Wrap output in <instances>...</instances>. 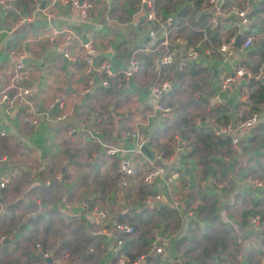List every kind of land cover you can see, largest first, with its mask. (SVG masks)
<instances>
[{
    "label": "crops",
    "instance_id": "crops-1",
    "mask_svg": "<svg viewBox=\"0 0 264 264\" xmlns=\"http://www.w3.org/2000/svg\"><path fill=\"white\" fill-rule=\"evenodd\" d=\"M40 1L38 0L35 7L21 13L22 20L18 21L17 18L14 22L10 18H5L6 12L2 11L0 7V90L8 84V77L4 73V69L14 61V56L10 54V50L13 48L22 50L25 53V59L29 60L24 63L27 70L24 84L30 88V105L40 112L36 124L30 125L24 121L28 116V108L16 110L11 115L12 110L7 112L0 104V132H3L1 136L8 137L10 140L9 155L15 156V159L20 158L17 162L12 163L8 157L6 159L3 156L5 159L0 162V170L11 168L16 169V172H18L19 169H23L29 174L32 184L37 182L39 184L40 180L36 174L38 169L43 168V174L51 179L50 181L44 177L43 184L45 186L49 185L50 182L58 184V187L51 192L52 196L57 198L54 201L46 202L44 197L40 199L35 194L26 195L24 204L29 206L26 211L27 216H33L35 212L45 213L47 210L51 215L63 221L74 215L83 220L88 229H91L90 224L95 223L98 230L95 228L92 233L100 236V262L98 264H114L115 259L112 262L115 255L112 250L114 238H111L113 232L103 228V221L98 219L96 212L101 211L99 206L104 208L108 203L111 208L109 215L116 220L115 217L122 213L125 208H132L129 205L125 207V203L135 200V190L141 186V169L155 165L161 169L164 177L157 178L154 185H151L152 189L157 186V190L166 195L168 191L166 193L164 191L166 186H164L163 178L168 180L169 186L166 189H170L169 192L180 198L181 206L179 208L173 207L170 203L171 198L166 195L164 202L157 201L151 207L157 203H165L176 209L182 220V224L176 228H164L165 225L160 223L159 227L153 230V240L157 236L156 243L158 245L172 254L184 257V244L186 242L180 237L190 234L188 230L190 226L196 225L198 233L210 226L208 223V210L211 207L206 204V201L201 202L196 196V189L199 187L204 190L205 194L215 198L212 211L214 210L217 221L221 222L225 230L226 242H229L226 247H216L211 254L210 261L219 264H248L245 257L250 249H252L251 251H262L258 256H255L261 260L264 257V234H261L264 223H260L261 217L258 213L248 217L245 216L244 212L254 207V203L261 198L262 190L248 188L246 184L241 182L243 177L254 176V174L247 173L248 164H253L252 159L249 160L251 155L255 152L264 156V151L260 149L261 138L257 131L236 146L230 145L229 142L230 152L224 157L216 156V160L228 168L225 175H221L217 171L218 167L210 163L211 171L208 170L209 175L204 179H200V173L204 170V167L199 163L197 153L187 152L188 149L184 150L180 147L179 142L175 139L177 134L184 138L179 130H175L173 133V140L169 147L170 152L166 156L160 155V158L153 160L152 164L142 160L139 155L133 152H123L134 149L135 146L131 138L121 135L122 130H131L130 128L138 127L140 135L145 137V144L149 147L145 133L148 134L154 127L162 125L158 112L151 114V112L147 113L146 111L148 106L152 108L154 105V98L150 96L149 91L145 92L149 89L147 84H138L141 88L139 92L129 89L124 84L121 89L123 92L128 93L129 98H132H130L131 106L129 103L114 106V102H110L112 105H108L107 109L113 114V117L109 120L111 124L105 119L100 122L99 128H96L93 125L92 115L87 122H76L75 113L78 108L83 104L85 105L86 97L92 94L96 87H100V81L104 80L99 78V74L101 75L103 72L95 73L86 62V57L91 58V63L93 62L94 65L98 62L106 63L112 72L115 71L112 76L120 72L123 73L129 65L131 54H129V57H126V55L121 57L118 56L117 52L115 53V49L120 44H122L121 47L128 48V44L126 42L124 44L125 40L122 37L123 24L129 22L133 16L140 14L141 11L131 7L130 3H127L130 0H94L90 19L88 18L87 24H85L78 20L77 14L70 10L67 3L64 4L59 0H45L41 5ZM117 2H122L123 10L129 14V16H126L127 21L123 23L117 22L115 18H108V16L112 17L111 14L116 13V9L120 6ZM179 7L180 5L175 3L168 14L161 7L154 9L159 14L170 17L169 14L173 15ZM48 12L51 14L46 15ZM48 27L68 28L76 34L70 38H64L63 34H58L52 40H47L43 37V34L46 33ZM141 27L142 22L134 27V32H136L138 38L133 47L139 46L146 40L143 37V28ZM133 34H131V37H133ZM88 35H91L94 40V50L89 53V56L85 54V49L82 47ZM63 52H67L72 59L64 58ZM214 65L217 66L218 73L220 69H218L215 61ZM214 65L212 68H215ZM92 87L93 90L90 93ZM69 88L74 91L71 92L68 90ZM161 96L159 97L160 101ZM125 104L127 106H124ZM134 105L135 108H133ZM245 105L248 106V102ZM212 108L213 115L223 123L231 121L235 112L244 109L237 102L236 97L226 93H220V101L214 104ZM132 109L136 110L131 113L129 118L123 117ZM68 116L72 119V123L84 127L75 128L70 124V120L65 124L64 120ZM136 117L141 118L139 122H137ZM100 127L104 128L105 132H100ZM76 131L86 133L76 136ZM250 141L253 144H250ZM91 142L99 145L98 152L90 149L88 143ZM242 146L247 147L242 149ZM75 147L79 148V152L73 158L70 152ZM149 148L152 152L160 153L157 149ZM107 149H117L119 152L109 155ZM129 155H131L134 163V174L126 177V185L121 187L118 185V177L122 176L118 170V158ZM89 157H92L95 163H99L95 175L96 181L101 180L109 190L105 200L99 199L95 204L90 201L93 196H97L95 192L88 196L87 193L79 190L80 177L78 173L81 170L83 171V162L85 160L89 161ZM112 162L116 163V172L110 167ZM228 164H231V168ZM214 172L215 174L212 176ZM56 175L60 177L56 179ZM21 176L23 175L12 180L20 185L22 184V190H24L27 185L20 180ZM137 176L139 177V183ZM112 179L115 180V184L111 183ZM12 186L13 183L11 182L10 188L0 190H9L12 189ZM17 186L19 185L17 184ZM148 192L146 200L152 194L149 190ZM20 194L18 195L20 196ZM18 195L15 197H18ZM115 195L116 197H114ZM253 200L256 202H253ZM115 201H121L120 205L114 207L113 202ZM210 202L211 200L207 201V203ZM198 205L204 206L202 213L197 212ZM32 212L33 214H31ZM255 215L258 221L252 222ZM190 221L192 222L191 225ZM20 228L21 230L13 232L12 237H7L4 234L0 235V245L7 241L11 243L14 240H20L27 227L22 224ZM178 238L184 243L180 242ZM3 239L4 242H2ZM153 240L149 244L150 247ZM231 242L238 243L235 251L233 249L227 250L228 247H232ZM250 256L252 257V253H250ZM251 257L249 258L250 262L253 260ZM183 261L184 264H199V262L193 260L188 262L185 258Z\"/></svg>",
    "mask_w": 264,
    "mask_h": 264
},
{
    "label": "trees",
    "instance_id": "trees-1",
    "mask_svg": "<svg viewBox=\"0 0 264 264\" xmlns=\"http://www.w3.org/2000/svg\"><path fill=\"white\" fill-rule=\"evenodd\" d=\"M241 1L234 0L236 4H239ZM37 2L38 0H0V7L2 11L6 12L5 18H10L14 22L17 18L19 19L23 11L35 7ZM178 2H180L179 9L173 15L169 14L170 17L168 16L167 29L170 30L172 35L181 36L188 44H195L200 41L203 47L209 49L210 55L209 58L197 59L191 62L171 60L170 62L156 66L155 60L159 56L160 51L159 49L148 51L147 48L154 47V45L150 46L148 44V40L132 48L130 52L131 58L137 61V67L130 77L135 84L149 85L153 81L160 83L167 81L170 83V88L167 92H163L161 101L170 105L169 107L173 113V118H162V125L160 127L156 126L148 134L145 133V136H147L146 141L149 147L159 150L162 156H166L170 152L169 147L173 140V133L175 130H179L187 140V152L197 153L198 161L204 167V170L200 173L201 179L209 175L208 170L211 171L210 163L218 167L217 171L221 175H225L228 172V168L220 164L216 160V156L224 157L230 152L228 138L216 137L209 128L197 127L193 120L197 116L196 112L198 109L205 108L206 114H210L213 112L212 107L214 104H217L211 96V90H208L210 93L209 98L203 96V92L209 87L208 78L209 80L215 78L211 68L218 54L216 47L219 43L225 41L228 36L237 31L239 25H231V21H234L231 14L228 16H218L214 20H211L212 14L211 10L208 9L206 0H152L154 8L161 7L166 14ZM117 3L120 6H118V13L115 19L117 22H120L125 11L122 10L124 8V6H121L122 2ZM127 3H135L134 8L140 6L138 0H130ZM249 15L251 20L253 17L254 19L246 26L247 30L242 35L260 34L261 30L264 29V0L258 2L251 9ZM50 29L51 27H48L47 31ZM251 43L252 49L247 52V66L254 72L264 62V37L253 36ZM121 46L122 44L116 47L115 53L117 52L118 56L124 57L126 53L122 50ZM99 78L106 80L107 84H100V87H96L94 92L86 97L85 105L83 104L75 113L76 122H87L91 117L93 107L90 102L93 98L101 99L110 97L113 99L114 106L122 105L128 100V93L123 92L121 89L126 84L123 73H117L115 76L99 74ZM186 86L191 90L188 91ZM248 89L250 91L248 100L250 106L248 105L249 108L247 107V110L246 106L240 103L245 107L244 110H247L242 117L250 115L256 109L257 104L264 103V84L250 80ZM103 114H105L109 124H111L109 120H111L113 114L109 112L107 106L103 108ZM105 117L100 113L95 114L92 119L93 125L99 128L100 122L105 120ZM254 129L256 131L264 129V121H259L253 128V131ZM100 130V132H105L104 128L100 127ZM108 130L110 131V129ZM75 133L76 136H79L84 135L86 132L76 131ZM9 142L8 137L0 136V155L5 153L6 156L9 155ZM250 142V144H253L252 141ZM88 144L90 149H93L95 152L99 151L100 147L98 144L94 142ZM246 147L242 146V149ZM72 150L71 152L73 153L70 152V155L75 158L79 152V148L75 147ZM251 159L253 164H248L247 173L260 177L264 174V156L254 152L249 160ZM98 165L99 163H95V160L89 157V161L85 160L83 162V171L81 170L78 173L80 177L79 190L87 193L88 196L93 192L97 194V196H93L90 199L94 204L99 199L104 201L109 192L107 186L101 180L99 182L96 181L95 175L98 170ZM110 167L116 172V163L112 162ZM43 171V168L38 169L36 174L40 180L39 184L38 182L32 184L29 174L23 169H19L18 172L13 174L12 179H18L20 175H23L20 177V180L27 185L24 190H22L23 187L21 185L14 188L15 193H22L17 198L10 199L5 190H0V235L4 234L7 237H12L15 230H21L20 226L22 224L27 227V230L20 237V240H14L11 243L7 241L3 245H0V264H98L100 262V236L99 234L92 233L95 228L97 229L95 223L90 224L91 229H88L85 222L74 215L63 221L51 215L47 210L45 213L35 212L33 216H27L26 211L29 206L24 204V198L27 194H35L40 199L44 197L46 202L57 199L52 196L51 192L58 187V184L56 182H50L49 185L45 186L43 180L47 176L43 174ZM214 174L215 172L212 176ZM47 179L51 181L50 178ZM111 183L115 184V180L112 179ZM259 190H262L261 198L257 202L253 200V202H256L253 205L254 207L247 209L244 213L248 217L258 213L261 217L260 223L263 224L264 187ZM148 193V190L144 189L143 186L138 187L135 190V202H129L125 206L128 207L129 205L132 208H125L122 213L115 217L116 220L111 215L109 216L110 218L105 215L104 229L113 232V225L116 223L130 225L132 227V232L129 234L119 233L115 237L114 234L111 237L114 238L112 249L116 239L121 238L123 240L122 247L113 252L115 255L112 262H114V259L115 261L117 260L120 253L125 255L130 261L137 255L146 254L150 247L149 244L153 240V230L159 227L160 223L165 225L164 228H176L182 224V220L178 215L179 212L165 203H157L153 207H147L145 200ZM196 196L201 202L206 201V204L211 207V211L210 209L208 210V223L210 226L206 230L204 229V232L201 231V233H198L196 225L191 227L192 222H189L190 227L188 226V230L190 234L180 237L186 242L184 244V257H181L187 259L188 262L193 260L199 262V264H219L210 261L211 254L216 247H226L229 245V242H226L227 236L225 230L221 222L219 223L217 221L214 210L212 211L215 198L205 194L204 190L199 187L196 189ZM208 200H211V202L207 203ZM203 209V205H198L196 210L202 213ZM213 234L215 235L212 236ZM261 234H264V226L261 229ZM178 240L180 242L182 241L179 238ZM231 246L227 250L230 251L233 249L235 251L238 243L231 242ZM251 250L247 252L245 261L248 264H260V261L264 257L259 260L255 256H258L262 251ZM37 251L42 254H48L52 258V262H45L42 256L36 254ZM63 252H67L69 259L62 257ZM250 253H252V257ZM81 255L82 257H80ZM250 257L253 258L251 262L249 261ZM56 258L59 261L55 263L54 260ZM144 263L169 264L160 255L146 256Z\"/></svg>",
    "mask_w": 264,
    "mask_h": 264
},
{
    "label": "built area",
    "instance_id": "built-area-1",
    "mask_svg": "<svg viewBox=\"0 0 264 264\" xmlns=\"http://www.w3.org/2000/svg\"><path fill=\"white\" fill-rule=\"evenodd\" d=\"M64 4H68L71 11L77 14L79 21L87 24L88 18L90 19V14L94 6V0H59ZM261 0H242L239 4H236L234 0H206L208 4V9L211 10V20H214L218 16H233L232 24L239 25V29L235 31L232 35L228 36L225 41L218 44L216 47L217 57L214 61L217 65H221L222 68L217 73L214 79L209 80L211 87V96L213 100L218 103L220 101V93H226L232 97H236L237 102L241 104H246L249 100V89L248 83L250 80L264 84V62H262L254 72H252L247 66V52L252 49V38L253 36L264 37V29L261 30L260 34L255 35H242L244 31L247 30V25L254 19L251 20L250 12L251 9L256 6ZM139 4L143 6L144 14L142 16V30L148 29L146 40L148 44L153 46L147 50L159 49V56L155 60V65L170 62L171 60H179L180 62H191L197 59L209 58L210 52L208 48L203 47L199 42L195 44H188L179 35H172L170 30L167 29V21L169 17L167 15L159 14L152 4V0H138ZM48 12L46 15H50ZM163 16V18H162ZM23 17H19L18 21L22 20ZM15 26V25H14ZM63 34L64 38H70L75 36L76 32L68 28H53L43 34V37L47 40H52L56 35ZM237 34L239 36V42L234 44V39ZM94 40L91 35H88L82 44L85 49V54L89 56V53L94 50ZM236 45V46H235ZM10 54L14 56V61L12 64L4 69V73L8 77V84L6 87L0 90V104L9 112L10 110H19L22 108H28V116L24 121L28 122L30 125H35L40 112L32 107L30 104V88L24 84V80L27 76V70L25 69V64L22 60L25 59V53L19 49H11ZM63 57L66 59H72V57L67 53L63 52ZM91 58L86 57V62L89 67L95 73L103 72L108 76L114 75V72L107 67L105 63L95 64L91 63ZM137 67V62L129 60V65L123 72L125 79L129 78L132 73L135 72ZM217 68V66L215 67ZM212 83V84H211ZM91 84V83H90ZM100 84L106 85V80H101ZM149 93L152 98H154V105L151 109V114L154 111H158L163 118H172L173 113L169 106L164 105L159 97L163 92H167L170 88V83L167 81L156 82L153 81L148 85ZM11 93L9 94V92ZM85 91H87L85 89ZM249 105V104H248ZM246 106V105H245ZM250 106V105H249ZM248 106H246L247 108ZM249 108V107H248ZM245 109V107H244ZM240 109L234 113V118L227 122H218L215 117H206L205 119L194 118V123L197 127L203 126L209 128L215 136L227 137L229 139L230 145L236 146L239 142L246 140L251 135H254L256 129L253 128L257 125L259 121H264V103L257 104L256 109L251 112L250 115L242 117L243 110ZM131 130H122L121 135L123 137H129L133 141L135 146L134 149L125 150L123 152L135 153L139 157L146 161L147 163L153 162V160L160 158V153L152 152L149 147L148 150L151 153V157L148 158L140 151V147L145 145V137L141 136L138 127L130 128ZM257 134L261 138L260 149L264 151V129L258 130ZM3 132H0V136ZM175 139L179 142L180 147L187 148V142L184 138L177 134ZM119 152L117 149H107V154L113 155ZM264 153V152H263ZM127 154V153H126ZM162 156V155H161ZM5 157H0V162L4 160ZM118 170L122 176L118 177V185L124 187L126 185V177L134 174V163L129 156H120L118 158ZM140 184L152 194L147 198L145 204L147 207H151L153 203L157 201L164 202L165 196L168 195L171 199L170 203L173 207L179 208L180 198L169 192L170 189H166L169 186L168 180H164V189L166 195H164L160 190L156 188L152 189V184L157 178L164 177L162 171L159 167L155 165H150L148 168L141 169ZM16 173V169L8 168V170H0V189H7L11 187L13 174ZM59 174V173H57ZM60 176L56 175L55 178L58 179ZM242 183L246 184L248 188H254L259 190L264 187V180L257 179L254 177H243ZM33 214V212L31 213ZM96 215L100 221L105 224V213L102 211H97ZM258 221L255 215L252 218V222ZM132 232V227L130 225H125L121 223H116L113 225V234L117 235L119 233L129 234ZM158 237L155 236L150 249L146 254H140L129 260L125 255L119 254V257L114 262V264H143L146 256L149 255H160L169 264H184V261L180 255H175L167 250H164L160 245L156 243ZM123 245V240L121 238L116 239L113 247V252L119 250ZM157 246V247H156ZM157 248V249H156ZM44 256H49L48 254H42ZM63 258L69 259L66 253L62 254ZM55 259L54 262H58ZM260 264H264V258L260 261Z\"/></svg>",
    "mask_w": 264,
    "mask_h": 264
},
{
    "label": "rangeland",
    "instance_id": "rangeland-1",
    "mask_svg": "<svg viewBox=\"0 0 264 264\" xmlns=\"http://www.w3.org/2000/svg\"><path fill=\"white\" fill-rule=\"evenodd\" d=\"M133 1H135V0H133ZM177 4H179L180 5V2H178ZM130 6L131 7H133V6H135V3H130ZM141 6V5H140ZM137 6L135 9H139L141 12H140V14H136L135 16H133L130 20H129V22H126V23H124L123 24V32H122V37H123V39L125 40H123L124 41V44H125V42L128 44V48L127 47H122V50H124L125 51V53H126V57H129V54H130V50H132V47H133V44H136V40H137V34H136V32H134V27L135 26H137V25H139L140 24V22H141V20H142V16H143V14H144V9H143V6ZM123 10V9H122ZM117 11H118V9H117ZM116 11V13H113V14H111V16L112 17H110V16H108V18H111V19H113V18H115V16L117 15V12ZM123 12V11H122ZM126 16H129V14H127V13H125L124 15H123V17H122V20L119 22V23H123V22H125V21H127L126 20ZM132 33H134L133 34V37H131V34ZM132 61H135V60H133L132 58H130ZM129 59V60H130ZM137 62V61H136ZM129 63V62H128ZM145 79H147V77H145ZM208 81H209V78H208ZM212 84V83H211ZM208 85H209V87L211 86L210 85V83L208 82ZM187 87V90L188 91H190L191 89L188 87V86H186ZM209 87L207 88V90H205L204 92H203V96H207V98H209L210 97V93L208 92V90H209ZM196 96V95H195ZM131 98V97H130ZM130 98L128 97V100L125 102V103H131V101H130ZM132 99V98H131ZM113 103V99H111L110 97L109 98H101V99H99V98H93L92 99V101L90 102V103H92V107H93V110H92V112H91V115L92 116H94L95 114H98V113H100L103 117H105V114H103V108L105 107V106H108V105H110L111 103ZM162 102V101H161ZM164 105H168V106H170L169 104H165V102H162ZM112 105V104H111ZM174 105H175V103H174ZM124 106H127V104H125ZM130 106H131V104H130ZM143 106H145V105H143ZM122 107V106H121ZM136 106L134 105L133 106V108H135ZM135 110L136 109H132V111H129L128 113H126L123 117H125V118H129L130 117V115H131V113L132 112H135ZM95 111V112H94ZM146 111H147V113H149V112H151V106H148V108H146ZM194 111H196V110H194ZM197 113V116H195V118H203V117H205L207 114H206V110H205V108H200V109H198V111L196 112ZM120 114H122L121 112H120ZM105 119L106 120H108V118L107 117H105ZM136 119H137V122H139V120L141 119L140 117H136ZM70 120V124L71 125H73L75 128L76 127H84V126H79V125H77V123H72L71 121H72V119L70 118V116H68L67 118H65V124H66V122L67 121H69ZM74 122V121H73ZM76 124V125H75ZM69 126V125H68ZM125 127H128V126H125ZM69 131V130H68ZM102 142H104L103 140H101ZM105 143V142H104ZM73 151V150H72ZM6 154V153H5ZM5 154H2V155H0V157H2V156H5L6 157V159H7V156H8V159L10 160V162H12V163H14V162H17V160H19L20 158L18 157L17 159H15V156H10V155H5ZM252 177H254V178H257V179H262V180H264V174H262L260 177H255V176H252ZM137 178H138V183H139V177L137 176ZM25 179V178H24ZM23 179V180H24ZM201 179V178H200ZM12 183H13V186L14 187H16V185L18 184V185H20L18 182H16V181H13L12 180ZM137 183V184H138ZM22 185V184H21ZM12 186V189H9V190H5L7 193H8V195H9V198L10 199H12L13 197H15L16 195H18L17 193L15 194V192H14V187ZM118 189V188H117ZM18 197H19V195H18ZM114 197H116V195L114 196ZM15 198H17V197H15ZM120 203H121V201H119V202H117V201H115V202H113V204H114V207H117L118 205H120ZM129 203V202H128ZM126 204L127 203H125V206H126ZM99 208H100V210L101 211H104V213L108 216V218H110L109 216V212H110V210H111V208H110V205L108 204V203H106V205H105V207L103 208V207H101V206H99ZM29 212V211H28ZM157 247V246H156ZM157 249V248H156ZM63 253H66L67 254V252H63ZM62 253V254H63ZM56 259H58V258H56ZM72 261H74L73 259H72Z\"/></svg>",
    "mask_w": 264,
    "mask_h": 264
},
{
    "label": "water",
    "instance_id": "water-1",
    "mask_svg": "<svg viewBox=\"0 0 264 264\" xmlns=\"http://www.w3.org/2000/svg\"><path fill=\"white\" fill-rule=\"evenodd\" d=\"M43 3H44V0H41V1H40V4L42 5ZM142 33H143V37H144V39H146V36H147V33H148V29H144V30H142ZM239 36H240V34H237V35H236V37H235V39H234V44H235L236 41L238 40ZM27 61H29L27 58L24 59V60H22L23 63H25V62H27ZM221 68H222V66L219 65V66H218V69H221ZM216 70H217L216 68H212V73H213V76H214V77L216 76ZM94 86H95V85H94ZM94 86H93V87H94ZM126 86H127L129 89L134 90V91H136V92H139V91L141 90V88H140L139 86H137V85L134 83V81L132 80V78H130V77L126 79ZM67 87H69V85H67ZM93 87H92V89L89 91L90 93H91V91L93 90ZM68 90H70V88H69ZM70 91L73 92L74 90H70ZM89 92H88V93H89ZM145 92H146V91H145ZM88 93H86V94H88ZM86 94H85V95H86ZM15 112H16V110H12L10 114L13 115ZM157 112H158V111H157ZM140 151H141L144 155H146L148 158L151 157V153H150V151L148 150V148H147L145 145H143V146L140 147ZM228 165H229V168H231V164H228ZM158 233H159V232H158ZM4 241H5V240L3 239L2 242H4ZM36 254H37L38 256H42L45 262H49V263L52 262V259H51L50 256H44V255H42V253H40V252H36ZM216 257H217V256H216Z\"/></svg>",
    "mask_w": 264,
    "mask_h": 264
},
{
    "label": "clouds",
    "instance_id": "clouds-1",
    "mask_svg": "<svg viewBox=\"0 0 264 264\" xmlns=\"http://www.w3.org/2000/svg\"><path fill=\"white\" fill-rule=\"evenodd\" d=\"M238 41V40H237ZM237 41H236V43H237ZM216 72H217V70H216ZM131 78V77H130ZM162 95V94H161ZM152 109V108H151ZM154 112H157V111H154ZM154 112H153V114H154ZM247 112V110H243V115L245 114ZM159 113V112H158ZM160 114V113H159ZM210 117V116H212V117H215V120H217L218 122H219V120L216 118V116L215 115H213V113L211 112L210 114H207L205 117H203V118H201L202 120L203 119H205L206 117ZM159 117H160V119H162L163 117H161V115H159ZM173 118V117H172ZM165 119V118H164ZM194 121V120H193ZM199 127H203V126H199ZM212 132V131H211ZM216 137H219V136H216ZM222 138H227V137H222ZM229 140V139H228ZM146 147H148V146H146Z\"/></svg>",
    "mask_w": 264,
    "mask_h": 264
}]
</instances>
